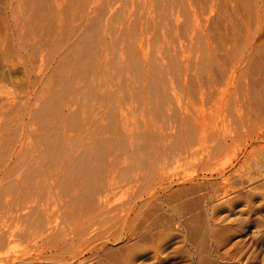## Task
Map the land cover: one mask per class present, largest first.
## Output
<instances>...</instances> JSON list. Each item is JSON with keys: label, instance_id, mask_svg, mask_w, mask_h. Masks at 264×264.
<instances>
[{"label": "bare ground", "instance_id": "6f19581e", "mask_svg": "<svg viewBox=\"0 0 264 264\" xmlns=\"http://www.w3.org/2000/svg\"><path fill=\"white\" fill-rule=\"evenodd\" d=\"M8 5L17 30L41 37L18 44L17 53L29 55L28 87L34 92L49 61L54 66L43 78L49 90L48 96L40 91L39 105L37 95L35 104L17 106L14 94L0 87V264L163 261L167 244L185 236L133 223L146 201L154 214L172 183L165 160L175 157L199 160L205 174L196 190L216 188L207 191L209 221L224 227L214 226L219 231L206 237L191 233L203 262L247 264L259 250L264 264V219L255 218L251 243L243 245L246 237L240 236L263 203L256 206L252 197L240 202L244 196L224 174L238 154L264 158V0ZM37 46L50 47L46 59L35 60L31 50L37 53ZM244 98L255 106L239 105ZM119 187L126 197L114 201L110 194ZM237 203L243 204L236 217L247 215L233 225L240 240L219 252L230 242L220 234L232 229ZM117 242L124 246L122 259L109 246Z\"/></svg>", "mask_w": 264, "mask_h": 264}, {"label": "rangeland", "instance_id": "374dc122", "mask_svg": "<svg viewBox=\"0 0 264 264\" xmlns=\"http://www.w3.org/2000/svg\"><path fill=\"white\" fill-rule=\"evenodd\" d=\"M8 4H9V0H0V87L2 86V90L0 89L2 92L1 91L0 92L4 93V94H8V96L14 94L13 96L15 98L14 97L13 98H14V102H16L15 104L17 106H20V104H22V103L28 104L31 101L33 102L35 96L38 95L36 97L37 98L36 104H38L39 103L38 98L42 92L44 93V94L42 93L43 95L48 96V94L46 95V93L49 90V89H47V87H49L48 86L49 84L47 83L48 84L47 85L44 81L45 80L47 81L48 78L45 76L49 73L50 68H53L54 65L51 61H49L50 63L48 62L50 66L47 65V60H46L45 63L47 65V67H49L47 69L48 71H45V75L42 77V80L40 81L41 83L39 82L38 84H36V86H38V87H35L36 89L34 88L36 92L39 90L38 91L39 93L37 92V94H36L35 91L33 92L32 87L30 85L28 87V85H27V84H29L28 81L31 82L33 77L29 78V80H28L27 74H26V72H24L25 59H27V57H29V55H26V53L23 51H22V53L20 52L21 54H18L17 49L19 50L18 44L19 43L22 44L23 43L22 41L32 39V40H28V41H36L39 43L40 42L39 38H41V37L37 36V34H31L27 29L17 30V28L14 27L13 24L11 23L10 8H9ZM22 32H24V35ZM17 33H18V35H17ZM19 36H21V37L18 38ZM31 36H34V38H32ZM55 44L53 43L54 46H55ZM54 46H51V48H53ZM60 46H62V45H60ZM11 47H13V48H11ZM37 47H38V49L36 48L37 53L34 52L35 50H31L32 55L35 58V60L39 59L38 58L39 55H40L39 57L43 56V58H45L46 54L48 53V49H50V47L49 46L48 47H41L40 49H39V46H37ZM59 47L57 46V48L56 47L55 48L58 49ZM56 49H53V50H56ZM16 55H19V56H16ZM8 57H10V58H8ZM7 59H9V60H7ZM44 77L47 79L44 80L43 79ZM41 84H43L42 85L43 87H41ZM53 87H55V86L53 85ZM42 88H43V90H41ZM58 88H60V87L58 86ZM40 91H42V92L40 93ZM233 97H234V95H232V98ZM233 99H232V102L235 101V99L234 100ZM243 100L242 99L239 100L240 101L239 105L246 106V104H248L247 107L255 106L254 103L251 105V103H248L246 99L244 102H242ZM235 102H237V101H235ZM17 103H20V104L18 105ZM127 104H126V106H128L130 108L133 106V104L128 103V102H127ZM255 145L256 144H254L253 147H255ZM173 149H174V147H173ZM247 150L249 152V150H251V147ZM167 152H170V151L168 150ZM222 155L223 154H221L220 156H222ZM220 156H217V157H220ZM224 156L225 155H223V157ZM237 156L232 159L231 164L229 163L230 165L227 164L225 166L224 174H226V176H228L229 179L231 176V180H229L230 183L228 182V184L231 185L233 183L232 186L238 187L237 189L239 190L240 193H242L241 196L245 197V198L242 197L240 202L243 201V203H244V199H248V198L250 199L252 197L250 200L255 202L254 204H256V206L263 203L262 208L258 207V209L256 208L253 210L254 213L250 214V216L252 215V218L254 221H252L251 219H249V220L247 219L249 224L247 227L244 228V230H242L243 233L240 235L242 237H246V241L244 242L243 245H248V243L252 242V239H249V238H252L251 235H254V234H252V232L255 231V226H256V224H254V222L256 221L255 218L256 219L258 218V220L256 221L257 223L260 220L259 218L264 219V210H263L264 209V199H263L264 198V186L262 185V183L264 184V165H263L264 160H262L264 158L263 157L260 158L259 155L256 153H253L252 156H250V154H249V157H248V154H246L245 157H243V154H238ZM246 156H247V158H246ZM251 157L253 158V161H252ZM222 158H220L221 162H219V163L224 162L225 159L223 158V161H222ZM189 159H191V160H189ZM189 159H187V161H186L185 158L175 157V159L172 158L171 160H167V159L165 160V162L167 164V172L172 176V180H170L172 183L168 189V192H165L164 196L160 200H158V203L156 205L157 207L155 209H153V210H155V212L153 211L154 214L153 213L150 214V212H149V211H151V207L147 206L149 204V203L147 204L148 201H146V204L144 202L141 205L142 208H140L141 214L143 212L144 215L143 214L141 215L139 213L138 216L140 218L139 217L138 218L140 220L139 221L136 220L133 223L134 225H137V228L142 227V226L148 227V228L150 226V228H152V226H153V230L156 232H158V231H160V232L161 231L162 232L169 231L172 234L179 235V236H175V237H184L185 236V238H186L183 242L180 241L179 239L169 242L167 244L165 254L160 257V259L163 258V261L158 262V263L157 262L153 263V261L155 259L153 257H150L149 260H146L147 264H206L203 262V259L200 258L201 246H200L196 236H194L191 233L194 232V234H197V233L202 234L201 236L206 237V234H208L209 232L212 233L211 230L214 229L215 227H217V225H218L217 222L215 224V222L212 223V221H209L210 217L208 216V214L210 212L208 211V206H207V201H206V200L210 199L209 194L212 193L213 192L212 190H214L216 188L214 186H212L213 188L211 189V186L210 187L206 186V187H204L203 191H199V190H201L202 187L201 188L198 187V190H196V187L199 186V184L203 181L200 179L202 174H205V173L201 170L202 167L198 164L199 160L194 161L193 158H189ZM217 159H219V158H217ZM220 160H218V161H220ZM259 163H261V164H259ZM242 164L244 165L243 167H242ZM238 165L239 166L241 165V167H239ZM260 166H263V168H260ZM232 172H236L234 176H233ZM232 177H234V178H232ZM190 179H192V181ZM183 180H185L186 182ZM193 186H195V187H193ZM249 187L250 188L253 187V188H255V190H250ZM256 187H257V189H256ZM119 188L120 189L115 188L116 190H114L112 192V194H110L111 196H113L112 200H114V201H118V200L126 197V193H127L126 188L125 187H122V188L119 187ZM192 189H195L198 192V194H196L197 192L193 193L194 190H192ZM208 189L210 191H208ZM256 190H260V191H256ZM207 191L210 193H208ZM254 192H255V194H254ZM256 201H257V203H256ZM242 204L241 203L236 204L237 209L235 208L236 209L234 211L235 214H236V212L239 211V209H241ZM238 207H240V208H238ZM138 210H139V208H138ZM138 210L136 209V211H138ZM136 211H135L136 214H138V212H140V210L138 212H136ZM135 213H133L131 215V217L132 216L134 217ZM144 216H145V218H144ZM236 216H237V214L232 216L231 220H230V221H233V224H231L232 222H230V224H229V225H232L231 226L232 229L228 228L229 231H227L228 229L226 230V227L224 229V231H227L228 233H225L224 231L220 230V233L224 232V234H220V235H223V237L225 235V237L229 238L230 242L228 245H226L225 248H223V246L220 244L218 247L219 252H223L226 248H229L230 245L233 246L235 244L234 242H237V240L239 239V238L236 239L237 238L236 235L234 236L233 232H235L236 230H233V228H234L233 225H235V223L237 222V221L235 222L236 218H237V220H238V218L243 219L247 215L245 213L241 217H236ZM136 217H137V215H135V218ZM198 222L200 224H198ZM133 224H131V225H133ZM205 224H206V226H204ZM220 225H218V227H224V226H222L223 224H220ZM207 226H208V228H205ZM135 228H136V226H134L133 229H135ZM206 229H208V231ZM217 229H214L213 231H215ZM220 229H222V228H220ZM230 230L231 231L233 230V231L230 233ZM218 231L219 230H217V232ZM217 232H215V233H217ZM220 235H218V236H220ZM178 242H182V243L179 244ZM181 245H183V246H181ZM109 246H112L114 248L117 247V250L112 252L114 254L116 252L117 255H120L121 254V253L119 254L120 250L122 252L124 251L123 253H125L124 248L122 249V247H124L123 243H119V242L110 243ZM232 246H230V247L232 248ZM262 248H264V243L262 244ZM258 252H259V254H257ZM254 254H255V257L257 256L256 258H258L257 260L255 259L256 261L254 259H252L254 257ZM254 254L252 255V258L249 259L247 264H250L249 262L252 260H254L255 262L252 261L251 264H253V263H255V264L259 263L260 264L261 259H259V257L262 258V256H263V255H261L262 253L259 250L258 251L256 250ZM121 255L119 257V256H116V254H115L114 257L122 259L124 257V254H123L122 258H121ZM209 262L211 264H216V263H214L215 261L213 262L210 258H209ZM216 262L218 264H224L223 262H220V263L218 261H216ZM225 263H227V262H225Z\"/></svg>", "mask_w": 264, "mask_h": 264}]
</instances>
